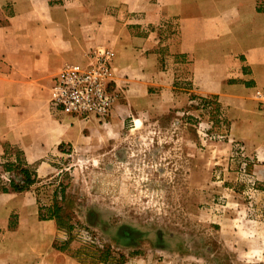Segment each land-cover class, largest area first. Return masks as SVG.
<instances>
[{"label":"rangeland","instance_id":"obj_1","mask_svg":"<svg viewBox=\"0 0 264 264\" xmlns=\"http://www.w3.org/2000/svg\"><path fill=\"white\" fill-rule=\"evenodd\" d=\"M9 13L7 5L0 9V24ZM100 50L112 57L106 82L113 100L107 115L54 110L58 74L71 67L96 68ZM113 54L97 46L88 59L66 64L51 77L49 106L61 116L66 134L59 136L64 141L58 149L40 160L38 173L22 163L35 173L26 191L40 210L24 218L36 231L19 232L18 240H34V254L62 249L92 264H123L136 256L172 264H264V116L259 102L250 107L219 101L212 118L199 98L218 101V95L203 93L193 83L182 55L168 62L164 52L155 69L165 75L149 73L144 87L122 92L114 81ZM170 64L177 71L173 79L166 77ZM229 91L224 90L233 93L231 99L239 96ZM7 151L0 188L10 189L9 183L21 184L22 176L4 164H16L15 155H23L16 148ZM53 206L57 218L50 219ZM17 219L13 213L11 227ZM45 220L55 222L54 240L38 233ZM27 257L28 250L20 248L19 264Z\"/></svg>","mask_w":264,"mask_h":264},{"label":"crops","instance_id":"obj_2","mask_svg":"<svg viewBox=\"0 0 264 264\" xmlns=\"http://www.w3.org/2000/svg\"><path fill=\"white\" fill-rule=\"evenodd\" d=\"M6 5L10 13L0 24V172L9 160L7 147L22 151L24 165L37 173L40 160L58 149L66 128L49 106L51 77L88 59L97 46L113 51L114 81L122 92L144 87L149 73L165 75L155 69L164 52L168 62L182 55L187 76L203 93L217 94L218 102L256 107V94H264V0H0V9ZM169 66L166 77L173 79L177 71ZM224 90L239 96L231 99ZM39 210L29 191L0 190V264H19L20 248L28 250L23 264H92L52 248L37 255L34 240H18L19 232L36 231L24 218ZM13 213L18 219L11 227ZM41 222L39 235L54 240L55 222ZM123 264L172 262L136 256Z\"/></svg>","mask_w":264,"mask_h":264},{"label":"built area","instance_id":"obj_3","mask_svg":"<svg viewBox=\"0 0 264 264\" xmlns=\"http://www.w3.org/2000/svg\"><path fill=\"white\" fill-rule=\"evenodd\" d=\"M111 53L96 54L97 67L86 71L67 68L55 78L51 106L54 110L78 116L100 118L107 115L113 97L107 91ZM264 94L259 97V111L264 116Z\"/></svg>","mask_w":264,"mask_h":264},{"label":"trees","instance_id":"obj_4","mask_svg":"<svg viewBox=\"0 0 264 264\" xmlns=\"http://www.w3.org/2000/svg\"><path fill=\"white\" fill-rule=\"evenodd\" d=\"M193 97H191L190 99H192ZM200 104L202 105V107H206L210 109V116L212 118L217 117L218 111L220 109V103L217 101V99L214 96L211 97H200ZM224 122H228V119L226 118V116H224L223 118ZM16 157V164H11V163H7L4 164V167L8 168H14L16 169L22 176V181L21 184L18 183H13L10 182L9 187L11 189V191L13 192H23L28 190V188L30 187V185H32L35 181V173L30 171L28 168L23 167L22 166V160L21 158H19L18 155H15ZM0 190L2 192H8V188H0ZM48 218L50 219H55L57 218V207L53 206L49 212ZM58 249V248H56ZM58 250H62V249H58ZM120 256V255H119ZM121 258V256H120Z\"/></svg>","mask_w":264,"mask_h":264}]
</instances>
